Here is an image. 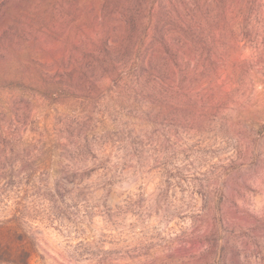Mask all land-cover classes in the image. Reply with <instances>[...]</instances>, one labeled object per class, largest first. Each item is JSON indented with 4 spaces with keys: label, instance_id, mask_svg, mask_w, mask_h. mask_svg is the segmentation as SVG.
<instances>
[{
    "label": "rangeland",
    "instance_id": "1",
    "mask_svg": "<svg viewBox=\"0 0 264 264\" xmlns=\"http://www.w3.org/2000/svg\"><path fill=\"white\" fill-rule=\"evenodd\" d=\"M20 1L0 2L10 7L9 24ZM261 61L264 69V53ZM257 78L233 114L200 118L191 130L141 121L119 136L112 105L55 104L17 91L30 102L22 106L24 139L33 129L60 144L70 134L92 145L48 152L35 165L21 154L2 158L0 264H264V76ZM25 165L35 170L30 178Z\"/></svg>",
    "mask_w": 264,
    "mask_h": 264
},
{
    "label": "trees",
    "instance_id": "2",
    "mask_svg": "<svg viewBox=\"0 0 264 264\" xmlns=\"http://www.w3.org/2000/svg\"><path fill=\"white\" fill-rule=\"evenodd\" d=\"M20 2L11 24L0 3V165L8 154L35 165L48 152L92 145L70 134L60 144L33 129L24 139L30 102L17 91L55 104L112 105L119 136L141 121L191 130L200 118L233 114L264 76V0Z\"/></svg>",
    "mask_w": 264,
    "mask_h": 264
}]
</instances>
